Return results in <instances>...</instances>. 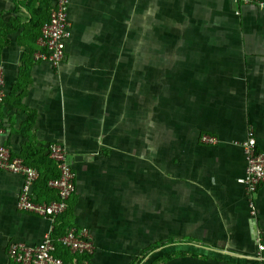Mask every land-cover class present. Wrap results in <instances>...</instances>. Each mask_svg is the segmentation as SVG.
Returning <instances> with one entry per match:
<instances>
[{"label":"crops","instance_id":"1","mask_svg":"<svg viewBox=\"0 0 264 264\" xmlns=\"http://www.w3.org/2000/svg\"><path fill=\"white\" fill-rule=\"evenodd\" d=\"M54 3L0 0V138L41 171L36 201L57 198L53 142L69 147L76 187L52 222L18 206L23 176L0 168V264H20L11 241L38 243L58 221L97 243L92 255L58 245L62 264H264V184L253 214L239 180L251 126L264 149V9L71 0L55 67L34 58Z\"/></svg>","mask_w":264,"mask_h":264},{"label":"built area","instance_id":"2","mask_svg":"<svg viewBox=\"0 0 264 264\" xmlns=\"http://www.w3.org/2000/svg\"><path fill=\"white\" fill-rule=\"evenodd\" d=\"M71 0H55L49 20L43 25L38 37L39 48L34 52L35 60L49 61L55 67L59 66L66 54L67 40L71 35L68 8ZM236 4H251L264 9V0H233ZM7 95L4 64L0 61V103ZM4 131V123L0 116V136ZM201 140L217 143L218 136L203 133ZM247 165L245 174L240 181L246 186L250 211L256 212V198L260 185L264 184V149L258 147L255 128L248 129L247 137L242 141ZM47 155L57 163L59 175L48 181L50 187L57 190V198L50 202H38L34 199V183L40 176V170L25 162L23 157L12 154L10 147L0 138V168L19 173L23 176V186L18 206L26 211L44 215L52 222L68 207V199L75 190V171L70 162V149L61 142L49 145ZM54 224L46 231L44 238L35 244L23 241H11L8 245V256L20 264H62V258L55 253L57 246L53 240ZM259 240V239H258ZM59 242L67 246L73 253L92 255L97 249L94 234L88 227L71 226L59 238ZM264 249V243L260 244ZM262 257L261 255H259Z\"/></svg>","mask_w":264,"mask_h":264},{"label":"trees","instance_id":"3","mask_svg":"<svg viewBox=\"0 0 264 264\" xmlns=\"http://www.w3.org/2000/svg\"><path fill=\"white\" fill-rule=\"evenodd\" d=\"M50 161H52L53 163H55L56 164V166H57V163L54 161V160H52L51 158H48ZM54 167V166H53ZM57 173L54 175V176H52L53 178L54 177H57L58 175H59V168H58V166H57ZM40 174H41V171H40ZM51 178H49V180H50ZM48 183V182H47ZM68 203H69V201H68ZM67 209H68V207H67ZM66 209V210H67ZM65 210V211H66ZM64 211V212H65ZM63 212V213H64ZM61 219H64L65 218V215L64 216H62V217H60ZM71 227V226H70ZM70 227H66V225L65 224H61V221H58V222H56L55 223V225H54V228H53V230H52V236H53V240H54V242L56 243V246L58 247V245H63V244H61L60 242H59V238L62 236V235H64L66 232H67V230L70 228ZM63 246H65V245H63ZM65 247H67V246H65ZM69 249V248H68ZM57 250V249H56ZM55 253H56V251H55Z\"/></svg>","mask_w":264,"mask_h":264}]
</instances>
